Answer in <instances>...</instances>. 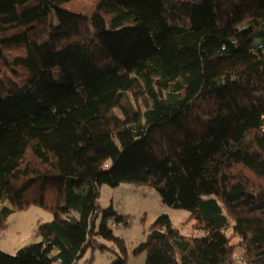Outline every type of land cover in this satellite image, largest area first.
Listing matches in <instances>:
<instances>
[{"label":"trees","instance_id":"1","mask_svg":"<svg viewBox=\"0 0 264 264\" xmlns=\"http://www.w3.org/2000/svg\"><path fill=\"white\" fill-rule=\"evenodd\" d=\"M123 182L194 221L158 216L145 264H264V0H0V228L53 216L0 264L98 239L128 264L129 216L98 204Z\"/></svg>","mask_w":264,"mask_h":264},{"label":"rangeland","instance_id":"2","mask_svg":"<svg viewBox=\"0 0 264 264\" xmlns=\"http://www.w3.org/2000/svg\"><path fill=\"white\" fill-rule=\"evenodd\" d=\"M112 201L115 207L119 208L120 213L129 216L128 227L113 225L112 228L116 236L124 238L128 250V264L146 263L147 254H135L134 250L147 240L149 226L162 214H167L174 226H177L184 234L191 233V225L194 221H188L189 211L170 208L162 202L157 190L151 186L130 182H123L116 187L102 185L98 204L103 209ZM51 218L53 216L49 210L37 205L13 212L6 219L5 225L0 228V250L15 254L22 246L41 241L42 239L35 234L37 226L39 222H47L52 220ZM100 221L99 218L98 225ZM100 245H104L103 250L93 248ZM115 250L118 251L112 241L98 239L92 242L84 255L78 259L77 264H112L117 260Z\"/></svg>","mask_w":264,"mask_h":264}]
</instances>
